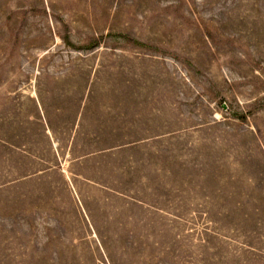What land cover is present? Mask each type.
<instances>
[{
	"label": "rangeland",
	"instance_id": "1",
	"mask_svg": "<svg viewBox=\"0 0 264 264\" xmlns=\"http://www.w3.org/2000/svg\"><path fill=\"white\" fill-rule=\"evenodd\" d=\"M0 264H264V0H0Z\"/></svg>",
	"mask_w": 264,
	"mask_h": 264
}]
</instances>
